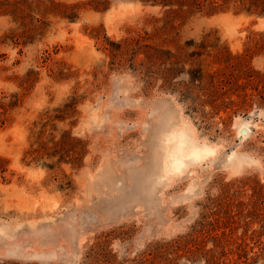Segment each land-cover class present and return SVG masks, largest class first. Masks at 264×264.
Listing matches in <instances>:
<instances>
[{
    "label": "rangeland",
    "instance_id": "1",
    "mask_svg": "<svg viewBox=\"0 0 264 264\" xmlns=\"http://www.w3.org/2000/svg\"><path fill=\"white\" fill-rule=\"evenodd\" d=\"M0 264H264V0H0Z\"/></svg>",
    "mask_w": 264,
    "mask_h": 264
},
{
    "label": "bare ground",
    "instance_id": "2",
    "mask_svg": "<svg viewBox=\"0 0 264 264\" xmlns=\"http://www.w3.org/2000/svg\"><path fill=\"white\" fill-rule=\"evenodd\" d=\"M242 129H245L246 131H247V133H248V131H249V129L247 128V127H243ZM247 135V134H246ZM245 135V136H246ZM178 137V136H177ZM180 137V136H179ZM181 138V137H180ZM185 138H186V136H185ZM180 140V139H179ZM184 147V146H183ZM182 147V148H183ZM172 149V148H171ZM208 149L209 148H206L205 150H199V149H194V150H192L191 152H190V156L193 158V157H198V155L201 153V152H206V151H208ZM175 151V150H174ZM190 151V150H189ZM170 153V152H169ZM172 158H174V162H175V164L177 165V166H181L182 165V161L179 159V156H177V153L176 154H172ZM171 162H173V161H171ZM173 164V163H172ZM175 164H173L174 166H175ZM176 166V167H177ZM177 169H179V168H177Z\"/></svg>",
    "mask_w": 264,
    "mask_h": 264
},
{
    "label": "water",
    "instance_id": "3",
    "mask_svg": "<svg viewBox=\"0 0 264 264\" xmlns=\"http://www.w3.org/2000/svg\"><path fill=\"white\" fill-rule=\"evenodd\" d=\"M254 114H255V113H254ZM240 134H241V135H246V134H247V131H246L245 129H241V130H240Z\"/></svg>",
    "mask_w": 264,
    "mask_h": 264
}]
</instances>
